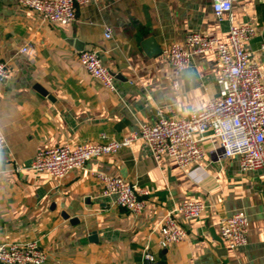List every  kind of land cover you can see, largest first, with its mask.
<instances>
[{
    "label": "crops",
    "instance_id": "obj_1",
    "mask_svg": "<svg viewBox=\"0 0 264 264\" xmlns=\"http://www.w3.org/2000/svg\"><path fill=\"white\" fill-rule=\"evenodd\" d=\"M76 10L77 20L61 25L0 0V58L11 73L0 79V244L37 240L45 264H264V170H243L238 156L218 160L210 133L195 177L174 158L156 160L142 139L61 179L31 168L43 148L120 139L140 123L202 110L219 94L214 52L194 55L182 74L165 58L191 31L226 42L232 23L254 24L247 49L264 72V0H234L221 21L212 0H89ZM29 43L34 57L20 52ZM82 50L99 52L116 91L84 68ZM95 172L149 190L143 211L111 206ZM186 200H203L206 209L193 219L175 213L187 237L162 247L161 219ZM239 211L247 216V243L231 248L218 222ZM147 245L153 261L144 258Z\"/></svg>",
    "mask_w": 264,
    "mask_h": 264
},
{
    "label": "built area",
    "instance_id": "obj_2",
    "mask_svg": "<svg viewBox=\"0 0 264 264\" xmlns=\"http://www.w3.org/2000/svg\"><path fill=\"white\" fill-rule=\"evenodd\" d=\"M89 0H16L25 8L36 12L43 21L61 25L77 20V3ZM234 0H212L217 20H224L233 9ZM105 37L112 36V28L105 26ZM257 28L251 23L230 25L228 41L191 31L185 42H174L165 51V58L182 74L190 65L194 55L214 52L220 63L218 78L219 94L211 98L202 110H192L186 117L160 116L154 123H140L138 129L120 139L80 144H65L46 147L38 151L31 168L46 172L61 179L75 169H84L92 158L116 154L137 140H144L152 156L159 160L164 156L174 158L179 166L196 176L201 169L199 162L206 154L202 141L207 133L218 140L216 158L223 160L238 156L243 170H264V72L251 59L247 43L255 37ZM264 49V45H263ZM28 57H34L36 48L29 43L20 49ZM79 59L92 77L106 88L116 91L115 76L103 62L96 50H82ZM10 69L0 58V79L10 78ZM174 88L179 80H173ZM106 139L105 136H103ZM6 137L0 126V148L5 146ZM102 185V196L109 198L111 206L122 207L134 214L143 211L147 201L143 198L149 190L136 182L104 172L94 173ZM203 200H186L170 210L159 223L162 247L183 241L186 229L176 219L180 212L185 218L200 217L206 209ZM220 235L231 248L247 243V216L239 211L218 222ZM144 258L155 259L149 246L144 248ZM48 255L37 240H21L0 244V262L4 264H45Z\"/></svg>",
    "mask_w": 264,
    "mask_h": 264
},
{
    "label": "water",
    "instance_id": "obj_3",
    "mask_svg": "<svg viewBox=\"0 0 264 264\" xmlns=\"http://www.w3.org/2000/svg\"><path fill=\"white\" fill-rule=\"evenodd\" d=\"M148 42H150V41H148Z\"/></svg>",
    "mask_w": 264,
    "mask_h": 264
}]
</instances>
